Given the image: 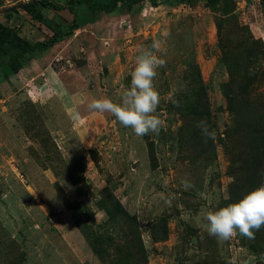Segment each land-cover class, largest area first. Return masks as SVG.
Listing matches in <instances>:
<instances>
[{
    "label": "rangeland",
    "instance_id": "obj_1",
    "mask_svg": "<svg viewBox=\"0 0 264 264\" xmlns=\"http://www.w3.org/2000/svg\"><path fill=\"white\" fill-rule=\"evenodd\" d=\"M66 1L0 0V23L32 42L68 33L0 70V264H264V227L223 241L201 215L264 184L248 134L264 129V0H84L76 26ZM164 30L167 130L138 137L87 105L119 101ZM202 116L214 141L196 137Z\"/></svg>",
    "mask_w": 264,
    "mask_h": 264
},
{
    "label": "clouds",
    "instance_id": "obj_2",
    "mask_svg": "<svg viewBox=\"0 0 264 264\" xmlns=\"http://www.w3.org/2000/svg\"><path fill=\"white\" fill-rule=\"evenodd\" d=\"M169 35L164 30L159 38L152 40L150 46L138 49L130 73V85L120 92L119 101L110 97L93 98L87 105L88 109L94 113L111 114L122 126L131 128L138 137L158 135L162 129L167 130L165 121L156 114L161 95L154 80L158 69L166 65L164 54ZM169 99L177 103L172 97ZM197 127L205 142L215 140L216 130L206 120H200ZM181 183L185 190L194 186L187 180ZM201 215L207 233L218 240H229L237 233L253 239L255 232L264 227V184L251 189L238 201L205 211Z\"/></svg>",
    "mask_w": 264,
    "mask_h": 264
},
{
    "label": "trees",
    "instance_id": "obj_3",
    "mask_svg": "<svg viewBox=\"0 0 264 264\" xmlns=\"http://www.w3.org/2000/svg\"><path fill=\"white\" fill-rule=\"evenodd\" d=\"M120 0H113L112 3L106 5L97 6L96 9L105 10L111 12L115 9L116 4ZM84 0H67L66 7L73 14L72 22L74 26L77 25L76 13L74 10L75 4H81ZM39 4L52 9H57V5L51 2V0H40ZM27 10L35 17L40 18L42 15L38 12L36 4L30 5L27 7ZM68 33L57 32L48 40L35 41L32 42L24 36L20 35L19 32L9 26H5L0 23V70L5 69L9 72H18L21 68L27 56L32 55L35 52L45 50L52 45V43L60 40L61 38L67 36ZM8 72V73H9ZM229 101L233 104L235 101L233 96L230 93L226 94ZM203 101V98H200V102ZM195 112L197 116L200 115L198 112L202 107L200 104L195 103ZM198 110V111H197ZM251 110L248 106H245L242 114H245V117H251L250 123L247 124L249 127L256 126L257 123L255 120L252 122V116L250 115ZM202 119H206L205 116H202ZM201 119V120H202ZM198 124V123H197ZM195 125V134L196 137L202 139L199 128ZM246 126V127H248ZM250 138H253L254 147H252L251 160L260 159L264 163V129L259 128V130L251 129V132L248 133ZM264 166V165H263ZM246 166L244 165L242 171H245ZM264 168V167H263Z\"/></svg>",
    "mask_w": 264,
    "mask_h": 264
}]
</instances>
